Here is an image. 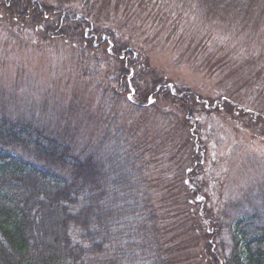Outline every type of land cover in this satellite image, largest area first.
<instances>
[{
  "label": "rangeland",
  "instance_id": "1",
  "mask_svg": "<svg viewBox=\"0 0 264 264\" xmlns=\"http://www.w3.org/2000/svg\"><path fill=\"white\" fill-rule=\"evenodd\" d=\"M41 1L81 11L110 29L134 46L137 60L165 76L172 93L189 90V104L199 103L189 109V129L175 104H154L150 96L137 108L133 89L118 96L111 57L93 58L96 65L91 54L78 56L77 46L58 40L33 45L0 24L5 101L17 95L35 107H56L80 139L89 125L106 126L114 116L135 141L148 140L138 178L146 179L158 209L168 264H208L199 252L203 232L243 204L258 201L261 210L253 204L251 210L264 219V27L236 25L244 21L231 27L181 0H94L84 10L79 0ZM142 67L131 74L146 86L150 71ZM203 103L213 107L205 111Z\"/></svg>",
  "mask_w": 264,
  "mask_h": 264
},
{
  "label": "trees",
  "instance_id": "2",
  "mask_svg": "<svg viewBox=\"0 0 264 264\" xmlns=\"http://www.w3.org/2000/svg\"><path fill=\"white\" fill-rule=\"evenodd\" d=\"M79 2L83 10L94 5V0ZM182 2L231 27L238 21H244L236 24L244 28L264 27V0ZM0 24L12 37L33 45L58 40L77 46L78 56L92 55L96 65L93 58L111 57L117 65L115 92L123 97L134 90L137 108L151 96L154 104L178 106L186 124L189 109L199 104H189V90L172 93L163 83L165 76L137 60L133 45L95 26L81 11L41 0H0ZM139 65L150 71L146 86L131 74ZM2 94L0 264H168L158 209L146 179L138 178L148 140L135 141L114 116L106 126L89 125L80 139L62 123L64 114L56 113V107H35L17 95L5 101ZM212 105L203 103L202 108L211 110ZM196 140L191 134L193 146ZM257 203L243 204L203 232L199 252L208 264H264V219L251 210V204L261 210ZM221 233L228 235L227 242Z\"/></svg>",
  "mask_w": 264,
  "mask_h": 264
}]
</instances>
